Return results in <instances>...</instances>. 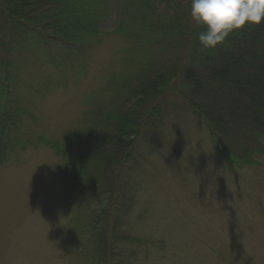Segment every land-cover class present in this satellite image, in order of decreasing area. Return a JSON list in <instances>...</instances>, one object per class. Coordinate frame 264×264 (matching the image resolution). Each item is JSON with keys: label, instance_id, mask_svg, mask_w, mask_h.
I'll use <instances>...</instances> for the list:
<instances>
[{"label": "rangeland", "instance_id": "rangeland-1", "mask_svg": "<svg viewBox=\"0 0 264 264\" xmlns=\"http://www.w3.org/2000/svg\"><path fill=\"white\" fill-rule=\"evenodd\" d=\"M76 1L54 38L0 35V143L14 137L0 166V264H95L90 223L104 214L121 249L110 264H264V137L231 166L179 106L200 42L160 26L183 7ZM225 119L223 143L240 153L254 139ZM116 135L132 143L95 179L90 151Z\"/></svg>", "mask_w": 264, "mask_h": 264}, {"label": "trees", "instance_id": "trees-1", "mask_svg": "<svg viewBox=\"0 0 264 264\" xmlns=\"http://www.w3.org/2000/svg\"><path fill=\"white\" fill-rule=\"evenodd\" d=\"M169 1H174L183 8L172 14L174 19L160 26L163 35L176 34L177 30H181L180 34L186 33L187 37L191 36L197 40L198 34L205 28L197 25L191 18V0ZM74 3V0H0V35L7 39L5 43L14 44L20 36L27 34L40 38L48 28L52 30L54 38V32L59 31L61 25L72 19L70 7ZM198 45V58L195 62L202 67L191 70L187 65L182 70L180 82H185L186 86L178 90L182 102L179 106L187 108L199 121L198 124L208 133L216 153L222 160L231 166L239 165V161L250 162L247 157L254 151L253 146L261 145L260 138L264 137V21L260 25L246 24L242 29L233 31L215 49H204L200 43ZM195 62L190 60V65H195ZM225 118L230 122L231 129H234L236 124L245 126V132L254 139L253 142L247 141L240 153L223 143L219 129L223 128L220 122H226ZM137 123L139 125V121ZM131 135L130 133L126 136ZM122 136L102 138L103 143L92 147L91 158H96L102 164L100 174L95 179L100 178L103 173L110 175L114 162L120 164L117 150L121 148L120 150L125 152L129 143H132V140L125 141ZM13 139L9 131L6 140L0 143V164L6 159ZM122 156L126 154L123 153ZM85 179L87 181L89 178L86 176ZM75 180L74 183L79 182ZM108 182L109 179L100 183L110 191L111 183ZM117 189L115 187L114 191ZM73 200L77 201V197ZM105 218L106 214L95 217L90 223L94 238H88V241H93L95 264H110L113 255L121 253L117 241L113 240L115 235L111 232L112 227L106 230V224L102 223ZM106 220L108 224L111 223ZM85 235L87 236V232ZM128 239L130 238L122 240L127 242ZM155 245L161 250L162 245Z\"/></svg>", "mask_w": 264, "mask_h": 264}, {"label": "clouds", "instance_id": "clouds-1", "mask_svg": "<svg viewBox=\"0 0 264 264\" xmlns=\"http://www.w3.org/2000/svg\"><path fill=\"white\" fill-rule=\"evenodd\" d=\"M191 18L205 30L198 34L204 49H215L235 30L264 21V0H191Z\"/></svg>", "mask_w": 264, "mask_h": 264}]
</instances>
